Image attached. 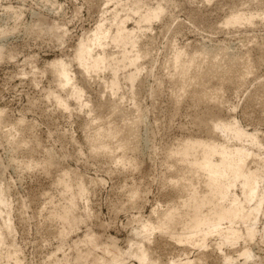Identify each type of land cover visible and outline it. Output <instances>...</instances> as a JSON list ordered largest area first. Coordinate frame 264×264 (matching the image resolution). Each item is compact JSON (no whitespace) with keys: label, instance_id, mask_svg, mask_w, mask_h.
Instances as JSON below:
<instances>
[{"label":"rangeland","instance_id":"obj_1","mask_svg":"<svg viewBox=\"0 0 264 264\" xmlns=\"http://www.w3.org/2000/svg\"><path fill=\"white\" fill-rule=\"evenodd\" d=\"M133 1L0 0V264H75L72 244L86 230L127 248L142 222L155 223L185 195L178 179L189 172L172 154L176 148L190 139L236 144L211 130L214 119L256 133L255 144L244 143L251 153L247 166L261 175L252 202H260V210L250 218L254 233L248 237L236 221L238 240L220 244V234L213 233L195 245L155 230L144 240L147 264H264V0H146L137 12ZM157 5L159 17L140 22L139 14ZM234 11L251 19L225 24ZM121 20L134 30V42L117 45L107 38L102 50L94 46L93 54L119 59L87 76L74 59L78 44L92 38L98 25L114 33ZM137 50L147 54L133 65L119 62L123 51L134 57ZM176 50H208L212 55L193 72L205 78L180 89L172 62ZM56 59L69 63L81 99L59 84L51 66ZM96 109L111 113L116 123L127 120L131 133L136 126V134L130 133L136 141L123 153L127 158L114 144L112 155L92 150L87 124ZM62 178L73 190L78 180L85 183L86 196L75 198V228L52 214L71 194ZM233 191L241 197L239 186ZM246 247L248 257L242 255ZM126 264L142 263L131 257Z\"/></svg>","mask_w":264,"mask_h":264},{"label":"bare ground","instance_id":"obj_2","mask_svg":"<svg viewBox=\"0 0 264 264\" xmlns=\"http://www.w3.org/2000/svg\"><path fill=\"white\" fill-rule=\"evenodd\" d=\"M145 1L146 0H134L133 3L136 5L134 12H137L138 9L140 10L142 5L146 4L144 3ZM156 8L157 10H147L143 14H139L140 22H150L152 19L159 17L162 12L161 6L158 7L157 5ZM250 19L251 17L246 16L245 14L238 11H234L225 20V24H239L242 20L249 21ZM124 22L125 20H121L119 23H117L114 33L106 29L103 30L102 25H98L92 38L82 41L80 44H78L74 59L79 63L82 72H84L87 76L91 73V71H95L101 63H105L107 60H114L117 58L119 59V56H115L116 54L109 55L103 51L93 54L92 48H94V46L98 48L101 47L102 50L107 38H111L112 42L116 43L117 45H121L120 43H125L129 39L134 42V30L126 29ZM202 50L199 53L197 51V53L192 55L189 54L190 56L184 54L181 51H174L175 54L172 58V62L174 63V66L172 65L174 67V79L177 84H179L180 89H183L187 85L190 86V84L193 85L194 82L196 83L197 81H201V73L197 72L198 75L196 73L195 75L193 72L198 68L201 69V64H204V61L209 59L208 57L211 54L207 52L208 50ZM146 54L147 52H145V50H137V53L134 55V57H130L126 51H123L120 56L121 60L119 62H123L122 65L126 64V62L133 65ZM51 66L53 67L51 68L53 70L54 76L59 81V84L61 86H69L70 90L72 91L71 94H73L75 98L81 99L82 90L73 84V79L68 69L69 63L65 60L63 61L56 59L51 63ZM208 71L211 70L208 69ZM193 74L196 77L193 76ZM128 78L132 81V83L135 80V77L131 75H128ZM111 80L110 84L114 86L117 81L115 78L114 80L116 82ZM206 95H208V93ZM204 98L206 100V97ZM84 105H86V103L83 104V106ZM101 107H99V109ZM136 117H140L139 113ZM91 119L92 122L89 120L91 123L87 124L90 129L86 126V129L88 128L87 134L89 132L86 137L88 136L92 150L94 149L95 151L98 149L96 152L102 150L103 152L101 151V153H106V155H109L112 153L113 147H115L114 145H116V147L122 151V153L120 151L121 157L124 158L123 153L130 150L133 147L132 142L136 141L135 138L134 140L131 139V134H136L133 130L137 128H135L136 126L133 124L137 121H132L134 129L131 128L132 126L129 127L131 129L130 131L133 132L131 133L128 129L129 124H126L127 120L125 124H123L124 122L116 123L114 122L111 113L103 115L99 110H97ZM215 120L216 119L212 121L213 123L211 130L214 132H221L226 138H232L236 141V144L230 147L226 142L219 143L212 139H190L184 141L179 148H176L173 151L172 154L176 155L182 163H185V170L187 173H193L194 175L193 177L192 175L190 177L188 176V173L186 176L182 175L184 176L182 179V176L179 177L180 179L178 180L180 181H178V183L182 182L181 189H183V191L185 190V195L182 196L183 199H180L177 206L170 205L168 208H166L157 218L155 223L143 220L144 222L140 224V229H134V237L136 238L135 242L130 243L127 248L120 247L117 244L115 238L112 237L110 242H102L100 241L97 234L91 230H86L82 238H78L72 244L74 247L73 262L75 264H126V261H129L131 257L136 258L142 264H147L148 248L144 245V242L146 240L149 242V236L155 230L159 232V234L167 236L178 242L184 241L186 243H192L195 245H199V243L203 242L207 235L219 233L220 244H223L228 241H236L241 237L239 229L234 227V223L236 221H241L247 232V236L250 237L253 235L256 222L254 219L250 220V218L260 210L261 203L252 202L254 201V197L257 195L256 190L261 175L259 174L256 176L255 173L257 169L253 170L247 166L246 159L251 153L247 151V147H244V143L248 142L250 144H255L257 140L256 133H248L247 131L243 130L236 121L231 120L226 122H215ZM132 136L135 137L134 135ZM112 144H114L113 147ZM117 148L116 150L118 151ZM116 153L117 152H115V154ZM114 156L115 155L111 157ZM114 158H112V160H114ZM194 177L195 180H193ZM59 182L63 186L64 191H70L71 194L68 196V202H66L64 206L62 205V208L59 209V211L54 210L55 212L52 214H55L59 220L63 221L66 227H73L74 222L77 221L76 219L78 218L75 214V198L76 196L78 198L84 197L86 193L84 185L85 183H83V180H78L77 184H72L75 185L73 190V187L69 184L70 182L67 180V178H62L59 180ZM236 186H239L240 188L241 197L234 194L233 189ZM243 206H247L250 209L245 210ZM223 224H226V226L222 227ZM66 227L63 228V231L66 229ZM70 230L72 229L70 228ZM81 244L84 245L83 248ZM133 245H136L134 249L131 248ZM98 250L100 251V254L97 253ZM14 251H16V249ZM242 255L248 257L250 255V250L246 247ZM185 264H193V261H188Z\"/></svg>","mask_w":264,"mask_h":264}]
</instances>
